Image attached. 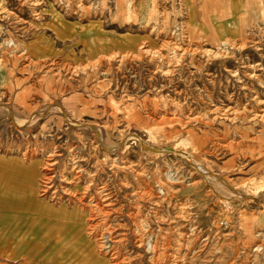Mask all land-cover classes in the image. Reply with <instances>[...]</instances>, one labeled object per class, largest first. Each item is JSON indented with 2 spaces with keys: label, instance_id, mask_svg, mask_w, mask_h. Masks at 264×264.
I'll list each match as a JSON object with an SVG mask.
<instances>
[{
  "label": "rangeland",
  "instance_id": "374dc122",
  "mask_svg": "<svg viewBox=\"0 0 264 264\" xmlns=\"http://www.w3.org/2000/svg\"><path fill=\"white\" fill-rule=\"evenodd\" d=\"M219 1L0 0V166H33L39 184L53 151V170L105 186L128 264H264V0H240L231 17ZM11 195L0 236L20 253L24 237L42 246L57 216ZM83 232H57L52 252L113 264L98 247L85 259ZM153 244L165 253L152 257Z\"/></svg>",
  "mask_w": 264,
  "mask_h": 264
},
{
  "label": "bare ground",
  "instance_id": "6f19581e",
  "mask_svg": "<svg viewBox=\"0 0 264 264\" xmlns=\"http://www.w3.org/2000/svg\"><path fill=\"white\" fill-rule=\"evenodd\" d=\"M56 155L57 154H55L53 151H49V154L47 155L48 162L46 166H44L45 164L44 162L42 164V160H39V163L43 166L42 168L43 173L42 175L39 176V184L36 180V177H37V174H35L36 169L34 168L35 169L34 171L33 166L16 167L15 169H12V170H8V168L3 165L0 166V217L2 213L4 215L6 212L10 213L11 211H14L13 205L15 204L17 199L13 198L14 194L11 195V193H16L18 191L23 192L25 194L24 197L30 202L32 201L36 203V206L35 205L34 206L35 208L38 207V209L33 213L34 215L35 214L38 215L39 212H42L43 217L45 218L51 215L57 216L55 217L54 222L45 219L47 221V224L45 226V229H47V233L43 236L42 246L41 245L36 246L34 243H32L33 241H29L28 239L29 237L28 238L24 237V238L19 239L18 243H22V242L27 243L29 245V248L28 250L23 249L22 252L20 253V249L17 250L19 252L15 251L16 248L14 247V243L11 242L10 238H5L3 236L2 237L0 236V260L3 261L4 256L2 255H6L11 260L20 257L24 262V263L21 262L22 264H69L65 258H61V256L55 255L54 252H52L53 250H55L56 252H60L61 251L60 247L64 246L65 244L63 243V240H64L63 237L56 236L57 232H59V234L60 233L67 234L71 236L72 238H81L83 237V233H84L83 231L85 229L86 230L85 233L87 234V236L89 238H92V243L89 242L87 246H85V259L88 258L86 257L87 255L90 257L91 253L95 252L94 247L95 248L98 247L100 249L99 251H101V253L104 256L108 255L110 257V260H112L113 264H128V261H126L125 259L121 260L119 258V255L121 254L120 248L117 245H115V242H116L115 240H118L120 235L117 236L115 234L114 232L115 229L111 227L112 225L108 221L111 215L108 209L110 207L109 206V196L107 194L108 192L105 191L106 190L105 186L100 185L99 187H96V188L94 187V185L91 186L92 184H89V185L87 184L84 187L77 186V181H78L77 175L76 176L70 175L67 177V175H69L68 170L70 169L67 170V168L62 167L61 169L59 168L58 170L57 169L53 170L55 168L53 167V165L56 163V161L59 160L56 158ZM204 173L206 174V177L211 179L212 175H210L207 172H204ZM18 182L19 184L17 185ZM224 184H228V183L224 182ZM229 189L236 196H239L241 194L239 190L233 187H229ZM38 191L41 192L43 199L49 198V202L51 201L54 204L56 203L58 205H61V207L71 206L73 207L72 210H76L78 206L81 207L79 208L80 215L77 212H74L75 214L69 213L68 211L63 209L64 207L59 208L57 210L53 209L54 212H50L52 208L49 206H46L45 204H43L41 201H39L36 198L37 196L36 194L38 193ZM19 199H22V198H19ZM0 221H2V218H0ZM16 222L13 228L9 227L10 230L12 229L15 230V228H17V230L21 229V227H19V225H17ZM31 223H34V221ZM35 224L25 223L24 227H26L27 225L29 227H34ZM51 230H54L57 232L51 233L50 232ZM140 232H137V230L133 231V233L135 234L134 238H136V242L139 247L142 246L143 244L142 240L144 239V234ZM184 233L181 236H185ZM149 248H150L149 254H151L152 257H154L155 253H157V255L158 253L163 254L165 253L164 250H166L162 248L161 251L158 252L157 251L158 249H156V246L154 244L152 245V247H149ZM185 248H188V247L185 246ZM38 250H43L44 251L43 255H39L41 251H38ZM75 259H77L78 263L85 262L82 257L79 258V254H77Z\"/></svg>",
  "mask_w": 264,
  "mask_h": 264
},
{
  "label": "crops",
  "instance_id": "0c3cea01",
  "mask_svg": "<svg viewBox=\"0 0 264 264\" xmlns=\"http://www.w3.org/2000/svg\"><path fill=\"white\" fill-rule=\"evenodd\" d=\"M200 1L202 2L203 6L207 9L213 10L214 8H216V5H217L216 0H200ZM220 4L224 6V10L221 12L220 15L221 16L228 15L231 17L232 15H234V12L236 11V9H238L240 5V0H222ZM231 21H232L231 19H227L226 22L231 23ZM221 25H223V29H224L225 25L224 24H221Z\"/></svg>",
  "mask_w": 264,
  "mask_h": 264
}]
</instances>
